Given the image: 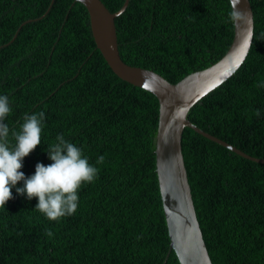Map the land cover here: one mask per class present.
<instances>
[{
	"label": "trees",
	"instance_id": "trees-1",
	"mask_svg": "<svg viewBox=\"0 0 264 264\" xmlns=\"http://www.w3.org/2000/svg\"><path fill=\"white\" fill-rule=\"evenodd\" d=\"M103 1L112 12L125 2ZM250 1L255 29L246 59L188 117L264 158V0ZM116 27L124 61L173 83L220 60L235 36L231 0H129ZM0 93L9 95L13 131L25 114L46 115L41 143L24 158L26 175L37 162L52 163L46 150L60 132L99 170L81 186L76 213L56 221L35 208L37 197L13 188L0 208V264H181L174 250L164 263L170 238L156 170L159 99L113 71L82 2L0 0ZM182 145L213 263L264 264V163L191 127Z\"/></svg>",
	"mask_w": 264,
	"mask_h": 264
},
{
	"label": "water",
	"instance_id": "water-1",
	"mask_svg": "<svg viewBox=\"0 0 264 264\" xmlns=\"http://www.w3.org/2000/svg\"><path fill=\"white\" fill-rule=\"evenodd\" d=\"M78 1L88 8L97 46L113 71L125 81L153 92L159 99V125L155 138L156 170L170 238L164 263L174 250L181 264H214L198 219L182 139L184 129L191 127L246 158L264 163V158L252 156L211 134L188 117L191 108L228 80L246 59L255 29L251 1L231 0L235 36L226 54L209 67L192 72L176 83L153 69L131 65L122 58L116 18L127 8L129 0H125L115 12L103 0Z\"/></svg>",
	"mask_w": 264,
	"mask_h": 264
},
{
	"label": "clouds",
	"instance_id": "clouds-1",
	"mask_svg": "<svg viewBox=\"0 0 264 264\" xmlns=\"http://www.w3.org/2000/svg\"><path fill=\"white\" fill-rule=\"evenodd\" d=\"M258 86H264V81L258 82ZM12 111L9 95L0 93V208L6 207L7 201L13 198L15 188L16 193L29 200L37 197L35 208L49 220L75 214L79 207V190L84 183L95 180L98 168L89 162L81 146L60 132L56 142L46 150L52 163L37 162L35 172L26 175L21 170L23 161L41 143L46 115L43 111L25 114L20 130L13 131L7 123ZM10 135L15 141L11 146ZM18 181H22V185L18 186Z\"/></svg>",
	"mask_w": 264,
	"mask_h": 264
}]
</instances>
